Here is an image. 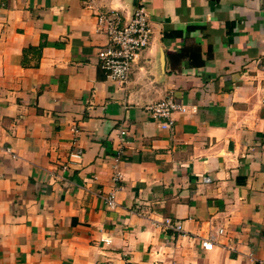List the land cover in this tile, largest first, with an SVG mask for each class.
<instances>
[{"label":"crops","instance_id":"1","mask_svg":"<svg viewBox=\"0 0 264 264\" xmlns=\"http://www.w3.org/2000/svg\"><path fill=\"white\" fill-rule=\"evenodd\" d=\"M139 4L120 83L96 14ZM0 264H264V0H0Z\"/></svg>","mask_w":264,"mask_h":264},{"label":"built area","instance_id":"2","mask_svg":"<svg viewBox=\"0 0 264 264\" xmlns=\"http://www.w3.org/2000/svg\"><path fill=\"white\" fill-rule=\"evenodd\" d=\"M98 30L107 36V43L98 51L99 66L108 76L120 83L129 80L133 63L141 52L147 48L152 38V25L146 7L139 4L128 20H123L116 11L99 12L96 14ZM148 110L156 119L166 118L172 124L171 115L175 111L185 112L186 106L173 96L149 106ZM123 140L127 131L122 130ZM208 180V179H207ZM109 208L116 206L114 194L105 197ZM166 225L178 232H184L180 222L167 220ZM221 233L223 229L219 230ZM202 247L210 250L215 246L214 236L202 240Z\"/></svg>","mask_w":264,"mask_h":264}]
</instances>
